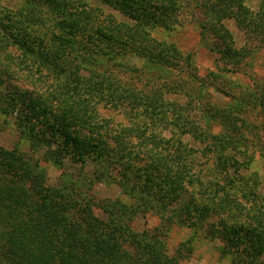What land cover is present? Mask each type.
Masks as SVG:
<instances>
[{"label":"trees","instance_id":"16d2710c","mask_svg":"<svg viewBox=\"0 0 264 264\" xmlns=\"http://www.w3.org/2000/svg\"><path fill=\"white\" fill-rule=\"evenodd\" d=\"M97 1L126 22L84 0H0V115L31 152L0 146V264H181L189 243L169 252L170 223L219 241L233 264H264V194L244 174L257 157L264 168V82L226 77L264 50V0L257 11L245 0ZM183 11L213 45L216 71L205 77L151 36ZM150 67L188 75L187 85L156 83ZM209 91L226 102L200 110ZM208 121L219 132L203 133L199 151L189 141ZM43 162L61 171L57 183ZM103 183L129 202L97 197ZM148 212L164 224L133 228Z\"/></svg>","mask_w":264,"mask_h":264},{"label":"rangeland","instance_id":"374dc122","mask_svg":"<svg viewBox=\"0 0 264 264\" xmlns=\"http://www.w3.org/2000/svg\"><path fill=\"white\" fill-rule=\"evenodd\" d=\"M84 1L94 7L102 8L105 13L113 15L119 21L126 22L123 16H121L119 13L110 8L101 6L97 0ZM1 2L4 5H14V2L20 4V0H1ZM245 5L251 11H257L260 5V0H245ZM192 16L193 15L191 11H183L180 24L176 26L173 30L154 31L152 32L151 36L161 42L174 45L182 54H184V57L189 56L193 62L194 67L197 70L198 75L200 77H205L210 72L216 71V56L214 55V53L210 52V49L213 47V45L211 43L207 44V40H201L199 34V26ZM227 27L233 36L234 42L236 43V47L241 48L244 45V35L234 27L233 23H227ZM249 61L250 66L244 70L245 74L243 72L235 75L228 74L226 76L227 79L232 80L233 82L241 81L243 83H263L264 50L256 49V52ZM134 63L138 64L139 67L141 66L138 61H135ZM149 71L151 73L153 72L152 76L156 80V83L163 80L162 82H165L164 84L166 86H169L167 83V80L169 79L168 75H171L170 78H178V75L174 74V71H166L163 68L150 67ZM187 76L188 75H183L179 77V82L183 85H187ZM208 93L204 94V99L199 101V103L197 104L200 110L203 108V103L206 101L221 104H224L226 102L225 99L215 94L213 91H209ZM168 100L178 101L179 104H183L185 102L184 99H177L169 96ZM200 114L201 113L198 110L196 116L198 119L201 120ZM115 120L123 124L127 123L128 121L123 114L118 115V117L116 116ZM207 126L208 127H206L204 130H199V133L196 134L198 136L196 137V140L192 139L191 141H189V144L194 149H197L199 151L204 150L205 141L200 138L203 133L215 135L219 132V128L215 123H211L210 121H208ZM261 133V137L264 138V125L263 129H261ZM0 146H3L6 149H17L18 151H21L24 154L31 155L30 146L28 142H26L20 137L19 131L15 126V120L13 117L10 116L6 117L0 115ZM42 154L43 152L41 151L37 152L34 154V158L36 156L42 157ZM42 165L46 171L49 181L53 184L57 183L61 171L46 162H43ZM88 170L90 171L92 170V168L90 169L89 167ZM244 174L256 180L257 184L255 185L251 183V186L254 185L258 188V192L264 194V168L262 167L258 157L257 160H255L254 163L248 167V171H246ZM72 177L73 179H76L77 176L74 173ZM94 193L99 198L119 197L124 201L129 202V200L121 194V191L115 185H108L106 183L98 184L94 187ZM161 223L164 224L162 221L160 222L159 216L148 212L133 222V228L138 231H142L144 229L151 230L159 226ZM164 225V236L166 240V246L171 254L176 252V250L180 248L182 244L187 242L189 243L188 246L190 248V254L186 259L182 261L181 264H233L231 257L221 255L220 248L222 244L217 240L213 241L205 239L202 231L196 232L192 229L179 227L175 225V223Z\"/></svg>","mask_w":264,"mask_h":264}]
</instances>
